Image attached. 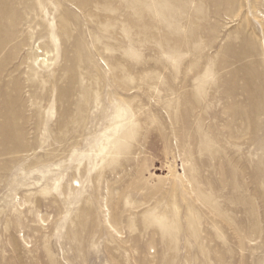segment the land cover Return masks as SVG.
Masks as SVG:
<instances>
[{
    "label": "rangeland",
    "instance_id": "1",
    "mask_svg": "<svg viewBox=\"0 0 264 264\" xmlns=\"http://www.w3.org/2000/svg\"><path fill=\"white\" fill-rule=\"evenodd\" d=\"M0 264H264V0H0Z\"/></svg>",
    "mask_w": 264,
    "mask_h": 264
}]
</instances>
